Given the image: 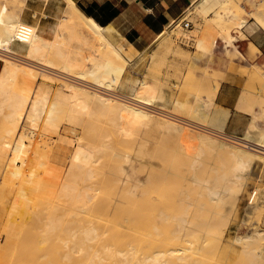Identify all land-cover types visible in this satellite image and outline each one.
<instances>
[{"label":"bare ground","instance_id":"1","mask_svg":"<svg viewBox=\"0 0 264 264\" xmlns=\"http://www.w3.org/2000/svg\"><path fill=\"white\" fill-rule=\"evenodd\" d=\"M40 1L45 10L54 0ZM60 1L56 21L43 25L41 19H26L27 11L37 13L28 0H0V233L8 238L0 236V264H9L13 240L28 230L39 238V264H264V186L255 189L249 231L229 237L225 220L238 212L241 190L256 167L261 164L264 171L259 112H253L245 135L227 133L228 112L218 111L216 97L222 73L211 65L204 86L215 105L209 115L215 127L167 112L174 101L166 90L162 95L159 81L142 80L134 94L119 95L133 62L75 0ZM189 12L157 41L173 51L169 32H182V21L191 14L204 16L199 48H214L221 37L228 52L235 50L253 69V78L264 79V66L237 43L247 37L244 29L251 22L243 15L244 4L197 0ZM253 16L264 23V1ZM235 25L241 36L233 32ZM259 51L252 42L250 53ZM176 104L185 106L182 100ZM199 107L200 102L194 109ZM161 108L167 113L156 112ZM96 117L110 120L119 136L135 138L134 154L118 150L114 140L90 138ZM194 121L203 126H193ZM149 134L161 136L193 167L208 163L207 175L186 176L177 170L175 157L152 160V146L143 140ZM111 148L113 160L127 156L129 162L120 172L90 182ZM143 162L149 165L144 174ZM155 165L165 168L154 174ZM212 171H221V178H211ZM191 180L201 184L195 196ZM178 181L182 189L171 192L168 187ZM207 210L212 215H205Z\"/></svg>","mask_w":264,"mask_h":264},{"label":"rangeland","instance_id":"2","mask_svg":"<svg viewBox=\"0 0 264 264\" xmlns=\"http://www.w3.org/2000/svg\"><path fill=\"white\" fill-rule=\"evenodd\" d=\"M31 8L37 10V13L34 11H27L25 17L28 21H38L41 19V21L46 23H51L52 20L56 21V18L59 14L62 2L60 0H54L51 1L49 6L45 8V3H43L40 0H28ZM252 1V2H251ZM240 3L244 4L246 8V12L243 14L248 20L251 18H255L256 21L258 19L253 16L254 10H257L259 7L262 6L260 4L259 0H239ZM11 5V4H10ZM252 15H250V12H252ZM256 12V11H255ZM190 14V12H189ZM56 16V17H55ZM198 14H191L189 18H187L189 21L193 23L192 28L190 31H187L186 29H182V32H175L171 33L169 32V36L172 39L173 42H175L174 50L169 51L166 48V42L162 41L161 39L157 42H155V45H153L150 49H148L143 55L140 56L139 60L135 63H131L129 65L127 74L125 78L122 80L121 85H119V91L124 92L127 94H134V89L136 86H138L142 80H150L153 82H161L163 85L162 89V95L167 96L165 93L171 95V98H173L174 104L172 106L167 107V110L172 111L178 116H186V117H192L196 120H201L206 123L207 126H213L215 127L214 122L211 120V117L209 116L210 113H212L213 109L215 108V105L212 103V98L209 96L207 90L204 86L205 83V75L207 74V66L211 65L213 68H219L224 69L223 66H220L217 64V55L215 46L214 48H205L204 50H201L198 46V33L202 29V26H204L207 22L205 21L206 18L204 16H200ZM260 25L264 28V23L261 21H258ZM250 24V23H249ZM217 29H221L222 26L215 23L213 24ZM238 27L235 25L233 32L236 35L241 36V33L238 32ZM185 35V36H194V39L196 41L195 47L186 46L183 43L178 41V36ZM161 43V44H160ZM74 44H77V42H74ZM221 45H226V42L223 40V38H219V47ZM218 47V49H219ZM186 50L187 52L185 55H182L181 53H178V50ZM242 49V48H241ZM260 52V51H259ZM251 55V56H250ZM257 52L250 53L249 57L250 59H255L257 56ZM248 56V55H247ZM237 58H241L238 56V54L234 51H231L230 53H226V59L230 60L232 62V66L235 65V61ZM197 59L201 60L200 62H197ZM221 59V57H220ZM222 60V59H221ZM243 60V59H242ZM244 61V60H243ZM197 62V63H196ZM215 63V64H214ZM226 66V65H225ZM3 67V62L0 59V72ZM244 72L254 80L255 85L253 88H250L251 92L253 93V96L255 98L257 97L255 93H262L264 96V79L259 80L256 77H252L250 74V68H243ZM129 82H128V81ZM131 81V82H130ZM182 100L185 102V106L183 108L177 109L176 103ZM200 102V107L198 111L194 109L195 105ZM211 102V103H210ZM207 104L204 106V104ZM258 105H260L262 112H260V119L264 122V97L262 98L261 102L259 100ZM110 120H105L102 117L97 118L95 120V124L92 125L93 134L90 138H101V139H109L111 141L114 140L113 144H118L116 148L123 153H128L133 155L134 154V146H136L135 138H127V137H121L117 134V128L115 126H111ZM65 124L68 123V121L64 122ZM204 123V124H205ZM62 125H64L62 123ZM79 125V131L81 132L83 129L82 122L78 124ZM65 127V125H64ZM212 129V128H211ZM53 134V133H52ZM246 134V133H245ZM244 134V135H245ZM57 134H53V136H56ZM98 136V137H97ZM136 137V136H135ZM146 139H143L144 142H147L148 145H151V150L153 156H151L152 160H155L157 162H165V156L169 159H172L175 157L176 163L178 165L177 170H182L183 173L187 176L192 173H198L201 176L207 175V170L210 168L208 163H203L199 167H193L191 166V162H188L187 160H183L181 155L177 154L175 152V147L172 145H169L164 142V139L161 138V136L158 135H147ZM161 138V139H160ZM179 148L176 146V149ZM174 149V150H173ZM130 152V153H129ZM113 153L112 148L109 149V151L106 153V156L102 163V168L100 170V173L98 177H94L89 179L91 182L92 180H98L99 178L103 177V174L107 173V176L110 175L112 172H120V168H123V164L129 162V157L124 156V158H120L118 161L113 160L111 154ZM176 153V154H174ZM166 154V155H164ZM183 156V155H182ZM182 158V160H178ZM183 161V163H182ZM183 165V166H182ZM148 164L143 162L140 167L139 171L144 174L146 172V169L148 168ZM182 167V168H181ZM165 166H158L155 165L151 170L154 174H158L159 172L164 169ZM261 172V173H260ZM221 171H212L209 175L211 178H221L220 177ZM264 171L262 170V165L256 167L254 176L248 180V185L241 190V197L239 199V205H238V212L230 214L232 219L229 218L225 219L228 228V236H236L239 233H244L250 230L249 226L252 221V212H255V207L257 205H249L248 200L249 197L253 195V191L257 189V187L264 186ZM261 176V177H260ZM108 179V178H107ZM261 179V180H260ZM258 183V184H254ZM252 181V183H251ZM258 181V182H257ZM180 181L176 182L177 184H171V186L168 187V189L171 192H177L178 189H182L179 184ZM250 182V183H249ZM191 186L190 192H192L195 196V194H199L198 191L201 188V184L195 181H190ZM97 185V183H96ZM154 187H147L146 193H149ZM253 192V193H252ZM106 193V192H105ZM152 194L156 195V192H152ZM252 194V195H251ZM259 194V193H258ZM257 194V196H258ZM257 198V197H256ZM254 207V208H253ZM205 215L209 216L212 215L210 211H205ZM235 214V215H234ZM8 218V217H7ZM235 218V219H234ZM229 220V221H228ZM230 226V227H229ZM2 232V231H1ZM214 232V231H213ZM232 232V233H231ZM30 233H34L33 231H24L19 232L16 236L13 248L14 249L12 253H9L8 260L9 264H39L38 256L40 251V245L37 242L39 238L37 239L36 233L30 235ZM212 235V234H211ZM0 236L2 237V240L6 241L7 235L0 233ZM10 239V238H9ZM47 249V247H46ZM247 263H246V262ZM240 261L245 262L244 264H249V261L247 260ZM239 263V264H240ZM242 263V264H243ZM251 263V262H250Z\"/></svg>","mask_w":264,"mask_h":264},{"label":"crops","instance_id":"3","mask_svg":"<svg viewBox=\"0 0 264 264\" xmlns=\"http://www.w3.org/2000/svg\"><path fill=\"white\" fill-rule=\"evenodd\" d=\"M75 1L87 15L103 25L105 33L112 42L123 51L130 62L135 63L143 53L155 45L159 35L168 26L195 6L197 0ZM263 1L259 0L260 4ZM250 21V25L244 29L247 37L240 38L237 43L246 55H249L252 42L258 44L261 51L257 53L258 57L255 60L264 66V28L255 18H251ZM54 22L55 20H52L51 24ZM41 23L43 24L42 21ZM219 38L221 37L217 38L218 43L215 47L217 64L224 69H220L221 86L216 96L218 111L228 112L229 117L224 121V129L227 133L244 135L254 120L253 112L258 111L259 114L262 112L258 103L264 97L263 91L255 93L256 98L253 96L250 88L254 87L255 82L243 70L251 67L241 58H237L235 65L232 66V62L226 59V45L219 47ZM258 125L264 129L263 120L259 119Z\"/></svg>","mask_w":264,"mask_h":264},{"label":"built area","instance_id":"4","mask_svg":"<svg viewBox=\"0 0 264 264\" xmlns=\"http://www.w3.org/2000/svg\"><path fill=\"white\" fill-rule=\"evenodd\" d=\"M182 24H183V27H184V29H186L187 31L188 30H190L191 28H192V25H193V23L191 22V21H189L187 18L186 19H184L183 21H182ZM178 41L179 42H181V43H183L184 45H186V46H191V47H195V44H196V41H195V39H194V36H190V37H186V36H184V35H181V36H178ZM116 93H118L119 95L121 94L122 96L123 95H126V96H128V94H126V93H122V92H120V91H117ZM129 96H132V95H129ZM163 108H161L160 110H158V109H156V112L157 113H161V112H170V111H168V110H166V111H163L162 110ZM166 112V113H167ZM174 115H176L175 113H173ZM178 116V115H177ZM191 124L193 125V126H195V127H197V128H199V127H201V126H203V123H201V122H199L198 124H197V122H191ZM192 126V127H193ZM203 129L205 128H207V127H202ZM210 131H212V130H210ZM214 134V133H213ZM257 194H258V190H255L254 191V193H253V195L252 196H250L249 197V200H248V203H249V205H255L256 204V197H257Z\"/></svg>","mask_w":264,"mask_h":264}]
</instances>
